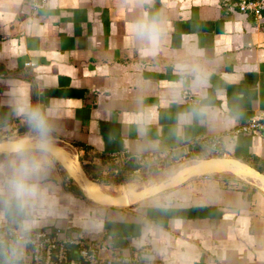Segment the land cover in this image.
Segmentation results:
<instances>
[{
	"label": "crops",
	"instance_id": "crops-1",
	"mask_svg": "<svg viewBox=\"0 0 264 264\" xmlns=\"http://www.w3.org/2000/svg\"><path fill=\"white\" fill-rule=\"evenodd\" d=\"M140 23H154L153 39L139 34ZM21 105L38 110L51 145L119 203L90 199L79 173L52 148L42 152ZM257 115L264 11L258 19L221 0H48L35 12L32 0H0V229L111 238L126 254L148 253L141 260L152 264H264V190L256 181L230 169L176 182L181 170L212 159L264 177V134L232 135ZM213 137H222L223 155L208 146ZM150 153L189 162L163 181L108 192L122 185L114 166L140 178L138 158ZM22 154L40 170L28 179L37 195L18 200L9 181ZM0 264H8L1 252Z\"/></svg>",
	"mask_w": 264,
	"mask_h": 264
},
{
	"label": "built area",
	"instance_id": "built-area-1",
	"mask_svg": "<svg viewBox=\"0 0 264 264\" xmlns=\"http://www.w3.org/2000/svg\"><path fill=\"white\" fill-rule=\"evenodd\" d=\"M47 2L48 0H32L34 11L44 8ZM221 5L232 11L239 10L242 13H252L258 19L263 18L264 0H221ZM182 98L191 101L192 95L189 91H184ZM252 134H264V116H254L248 123L232 132L234 137ZM221 143L222 137H213L209 139L208 146L223 155ZM164 159L163 155L150 153L139 157L138 161L145 165L163 162ZM123 160L124 156H112V162L115 164H120ZM62 234L59 229L37 231L15 224L0 229V252L8 264H152L150 261L141 260V257L147 256L148 253L126 254L123 250L115 248L111 238H87L83 234L66 238Z\"/></svg>",
	"mask_w": 264,
	"mask_h": 264
},
{
	"label": "clouds",
	"instance_id": "clouds-1",
	"mask_svg": "<svg viewBox=\"0 0 264 264\" xmlns=\"http://www.w3.org/2000/svg\"><path fill=\"white\" fill-rule=\"evenodd\" d=\"M139 34L147 39H153L155 33L154 23L145 24L140 23L138 26ZM18 114H23L27 117L29 122L38 133L37 146L42 152H46L49 146L48 128L38 110L28 109L26 106H19L17 108ZM14 173L9 181V191L18 200H23L28 197L37 195V189L34 185L28 183L30 176L36 174L40 170L39 162L33 158L22 154L19 164H14Z\"/></svg>",
	"mask_w": 264,
	"mask_h": 264
},
{
	"label": "bare ground",
	"instance_id": "bare-ground-1",
	"mask_svg": "<svg viewBox=\"0 0 264 264\" xmlns=\"http://www.w3.org/2000/svg\"><path fill=\"white\" fill-rule=\"evenodd\" d=\"M26 145H29V144H26V142L23 143V146H26ZM51 148H52L53 152L58 154V156H60L63 159L65 164L67 163V165L69 167L68 169H70V171L73 174L79 173L78 176H79L80 180L82 181V183L84 184V187H85L88 195L90 196V199H92L94 201L96 200V202L99 201V203L108 202V201L119 203L118 199L111 198L110 196L103 193L96 184L89 182V179L86 177L85 173L83 172L82 168L80 167L79 162L74 164V161H73L74 158L71 156V154L66 153L64 150H62L60 148L53 147L51 145V141H49L48 150ZM230 169L236 171L240 175H245V174L249 175L250 178H252L254 181H256L264 190V177L263 176H260L258 173L249 169L245 165H242L236 161L233 162V161H229V160H225V159H212V160H208V161H203L200 163H196L193 167L183 169V170H181V172H179L177 174L176 182L182 180L184 178V176L188 175V174L205 173V172H208V173L209 172L210 173L211 172H222V171L230 170ZM167 186H169V185H166V186L162 187L161 189H163ZM136 196H137L136 194H132L131 199L136 200V198H137ZM138 196H140V195H138ZM123 202H124V200L122 199V203ZM102 204H105V203H102ZM109 204H111V203H109Z\"/></svg>",
	"mask_w": 264,
	"mask_h": 264
},
{
	"label": "rangeland",
	"instance_id": "rangeland-1",
	"mask_svg": "<svg viewBox=\"0 0 264 264\" xmlns=\"http://www.w3.org/2000/svg\"><path fill=\"white\" fill-rule=\"evenodd\" d=\"M55 144L61 146L62 148H66V145H63L60 142H54ZM70 149V151H73L70 147H68ZM74 153V151H73ZM187 162L189 161H177V159L173 160L172 162H157V164L155 163H146L143 168H144V173L140 172V174L138 173V175H140L141 177H134V176H129L127 173V169L125 168V165H121V166H114L116 167L118 170H122L124 175H122L121 179L123 180H118L117 177H114V181H116V184H122V185H114L111 187H107L108 192H115L116 194H118L121 189L123 188L122 186L126 185V184H133L132 186H134L135 188H140V187H145L148 184H150V180L155 177L157 179L158 182L163 181L165 177L173 174H176L177 171H179L184 165L187 164ZM116 190V191H115Z\"/></svg>",
	"mask_w": 264,
	"mask_h": 264
},
{
	"label": "trees",
	"instance_id": "trees-1",
	"mask_svg": "<svg viewBox=\"0 0 264 264\" xmlns=\"http://www.w3.org/2000/svg\"><path fill=\"white\" fill-rule=\"evenodd\" d=\"M218 157H220V158H221V157H222V155H219ZM164 160H165V159H164ZM164 160H163V162H164ZM155 164H157V163H155ZM145 257H147V256H145Z\"/></svg>",
	"mask_w": 264,
	"mask_h": 264
},
{
	"label": "water",
	"instance_id": "water-1",
	"mask_svg": "<svg viewBox=\"0 0 264 264\" xmlns=\"http://www.w3.org/2000/svg\"><path fill=\"white\" fill-rule=\"evenodd\" d=\"M0 144H2V143H0ZM62 148V147H61ZM80 164V163H79ZM81 167V166H80ZM82 168V167H81ZM83 170V169H82ZM84 172V171H83Z\"/></svg>",
	"mask_w": 264,
	"mask_h": 264
}]
</instances>
